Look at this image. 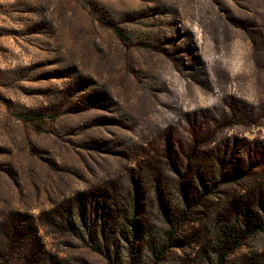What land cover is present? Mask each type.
Instances as JSON below:
<instances>
[{"label": "rangeland", "instance_id": "obj_1", "mask_svg": "<svg viewBox=\"0 0 264 264\" xmlns=\"http://www.w3.org/2000/svg\"><path fill=\"white\" fill-rule=\"evenodd\" d=\"M259 186L264 0H0V264H110L69 231L81 208L121 225L138 204L153 224L184 194L159 264H215L217 231L264 206ZM227 264H264V234Z\"/></svg>", "mask_w": 264, "mask_h": 264}, {"label": "trees", "instance_id": "obj_2", "mask_svg": "<svg viewBox=\"0 0 264 264\" xmlns=\"http://www.w3.org/2000/svg\"><path fill=\"white\" fill-rule=\"evenodd\" d=\"M15 117L19 121L28 123H38L46 119L44 114L32 112L15 114ZM227 155L225 150H219V155L215 157L214 168H216L213 170V175L218 179L225 178V172L234 164L231 161L233 160L232 156L227 161ZM200 170L204 172L203 178L206 177L203 165L200 166ZM263 188V186H259L257 190H254L261 192ZM247 190L245 194L248 192ZM138 198L144 199L146 195H136L133 202H136ZM187 199L184 194L181 214L177 213L176 216H172L170 210L166 208L163 213L159 212L158 218L154 220L153 224H150L149 211L147 209L139 211L138 204L128 206L129 215L125 223L121 225L115 222L120 219V216L119 213L112 210V207L108 208L104 205L105 207H101L99 219L94 217L88 218V220H86L88 208H81L82 232L79 233L78 230H75V226L69 231L84 247L103 256L110 264H137L140 256H146L153 264H159L174 247L185 224L186 220L182 219V215L188 213L187 208L191 206ZM238 210H236V212L238 211L237 217L231 222L232 226L224 224L217 231V238L221 242L219 249L214 250L215 264H227L231 254L240 249L247 240L264 234V206L258 207L257 202L249 201L243 203ZM113 217H115L114 222L110 221ZM18 231V229L15 230V232ZM94 231L96 233L93 236ZM13 253L14 251L6 256L0 255V262L8 263L13 257Z\"/></svg>", "mask_w": 264, "mask_h": 264}]
</instances>
